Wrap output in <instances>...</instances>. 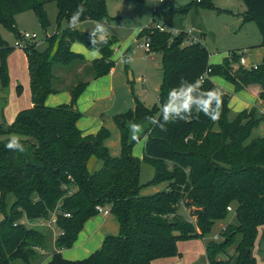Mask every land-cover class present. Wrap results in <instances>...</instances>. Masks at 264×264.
Listing matches in <instances>:
<instances>
[{
    "label": "trees",
    "instance_id": "16d2710c",
    "mask_svg": "<svg viewBox=\"0 0 264 264\" xmlns=\"http://www.w3.org/2000/svg\"><path fill=\"white\" fill-rule=\"evenodd\" d=\"M48 1L56 4L58 21H65L66 28L48 38L44 51L35 43L25 45L32 107L20 111L11 124H0V264L36 260L39 254L35 248L44 250L46 239L24 221L47 220L51 214L60 233L49 264H152L179 257L178 242L203 240L216 222L227 218V208L232 206L236 224L220 232L222 241L206 244L207 263L231 264L234 259V264H255L252 249L259 228L264 227V137L250 138L254 129L264 125V115L252 108L231 116L230 95L220 92L210 78L223 77L236 90L260 85L264 103V61L256 69L240 68L232 73L231 65L240 61L238 55L211 65L203 43L187 44L186 32L173 37L157 29L142 30L139 37L146 35L150 51L161 54L162 83L151 109L135 98L133 110L113 117L121 133V153L113 157L105 146L110 137L107 129L83 136L77 127L81 114L76 104L88 82L74 78L75 82L65 86L54 74L55 66L89 64L82 55L71 52L73 43L100 53L101 57L90 63L93 80L108 75L115 66L111 58L114 40L105 39L101 46L87 44V35L75 28L85 22L110 21L106 0H0V25L16 32L15 17L26 11L34 12L39 24L46 25ZM241 1L246 8L243 24L254 22L264 45V0ZM191 5L219 10L212 0H196ZM78 10L82 12L70 26ZM3 44L0 41V49ZM11 50L1 51L3 86L8 84L6 57ZM63 87L71 102L46 106V98ZM189 87L190 110L168 113L165 120V106L173 99L169 93L176 89L179 106L183 103L179 93ZM213 91L221 101L217 120L203 111L205 104L210 112L215 108L209 96ZM17 94H21L20 86ZM130 125L143 127L147 135L142 161L131 156L134 141L129 137ZM12 137L17 138L18 147L8 149ZM93 157L102 166L90 172L88 161ZM142 163L154 170L152 180L144 186L139 183ZM161 184H166L165 189L141 195L144 188ZM10 199L14 201L8 206ZM97 207L108 209L115 217L119 233L105 237L100 249L86 259H64L61 251L74 246L84 224L99 214ZM181 207L194 222L178 215ZM235 239L233 256L220 259Z\"/></svg>",
    "mask_w": 264,
    "mask_h": 264
},
{
    "label": "crops",
    "instance_id": "0c3cea01",
    "mask_svg": "<svg viewBox=\"0 0 264 264\" xmlns=\"http://www.w3.org/2000/svg\"><path fill=\"white\" fill-rule=\"evenodd\" d=\"M245 11L246 10H244L242 14H240L241 20L242 15ZM98 23L102 25L104 29L113 28L109 26V21L85 22L75 25V28L84 33H87L88 35H92V33L95 32ZM107 29L106 32L96 33L94 36L96 37L95 40L98 42H103L105 39H112L115 41V43L111 47L113 51L111 58L115 62V66L112 68L108 75L103 76L97 80H91L86 90L77 100V109L81 114V118L77 122V127L82 132L83 136L95 135L101 128L107 129L110 133V137L105 141V146L109 149L111 156L118 157L121 153V133L114 123L113 117L118 114H124L123 112H125L126 109H128V111L133 110L135 106V98L142 102L145 107L146 101L145 98L137 97L133 94V88L136 79L134 78L133 72L125 64L123 65V60H121L120 58L125 48L128 47L131 40L134 38V35L137 34L138 31L135 29L134 32L130 35V39H127L126 42L122 43L120 42V39L110 37L112 36V34H110ZM114 29L117 31V29L119 28L115 27ZM101 36H103V39L100 38ZM138 37H136L137 40L139 39ZM252 41L253 42H249L248 46L242 49L240 54L239 52H233L230 54L227 53L224 55L212 56L210 50L207 49L209 51V63L211 65H220L225 59L230 60L232 55H238L244 59V67L241 66V64L238 62L239 64L234 63L232 65L233 68L238 70L240 68L247 71L251 70L252 67L260 65L264 61V45H262V37L260 33L258 39L254 38V40ZM201 42L203 43L202 40ZM203 45L205 46L204 43ZM45 49L46 48H43L40 51H44ZM71 52L82 55L88 63H91L92 61L101 57L100 53L97 50L89 49L81 43H73L71 45ZM12 54H15L13 62L11 61V59L7 60L9 76L11 79V96H7L9 102L6 105L5 110L3 111L8 124H11L14 121L16 115L20 111L32 107L29 86L30 78L28 73L26 54L21 49H17ZM142 59L145 63V67L144 75L138 78V80H141L139 83L141 85L145 84L146 90L145 88L142 89L145 95L149 92L155 93V95L153 96L157 99L159 90H157V88L155 87V92H152L148 86V82H146L151 64L152 62H154V54L146 51L145 54L143 53ZM87 65L88 64L76 65L72 71L75 74L82 75L85 72V67H87ZM210 80L220 92L230 95L231 98L228 107L231 111L232 116L245 110H251L252 108H256L259 113L264 115V103L260 99V94L263 89L260 85L251 84L243 87L241 90H236L235 85L226 81L223 77L213 76L210 78ZM73 81L74 78H67L64 81V84L68 86L72 84ZM19 84L21 87L20 95L17 94V87ZM70 102V94L68 92H65L55 95H49L45 100V105L48 107H57L61 105H67ZM134 128L136 130V133L132 136V139L130 137L131 134H129L130 140L134 141V144L131 148V156L142 161L145 154L147 135L145 134V132H143V127L138 128L135 126L133 127V125L129 126V130L131 129L134 131ZM139 130H141V132ZM257 137H264L263 124H260L256 129L252 131L250 140ZM90 162L92 168L90 172L99 170L102 166V163L94 157L88 161V166H90ZM142 164L139 174V183L140 185L144 186L152 180L154 176V170L148 165ZM165 186L166 184H161L159 186H150V188L147 187L148 189L144 188L143 190H141V195H153L165 189ZM52 215L53 214H51L49 219H52ZM233 218L235 219L234 212H229V220L224 225H222L221 228H219V236L220 232L225 229L227 225H235V223H233ZM2 219H0V221ZM24 222L26 223V221ZM41 223L44 224V221H42ZM262 229H264V227L259 228L260 235L258 236L254 249H252L253 258L256 259L257 262L259 261L260 264H264V230ZM118 233L119 225L112 214H98L95 217L89 219L84 224L83 230L78 234L74 246L71 249L61 251V255L64 259L70 261L86 259L100 249L105 237L110 235L114 236ZM57 237L58 235H54L51 239V252L40 250L37 248L39 256L30 264H49L51 255L55 251V241ZM210 241H217L216 234L213 236V238L210 239H207L205 237L203 240H189L184 242L189 244L187 246L185 245L187 247L186 250L181 247V244L183 242H178L177 249L180 254L179 257L158 259L153 261L152 264H192L198 262L202 257H206V244ZM200 242H202V244ZM190 250H192V253L187 256L186 252H190ZM182 253L185 254L183 258ZM256 256H259L260 258H257ZM13 263L14 262H12V264ZM205 264H208L207 258ZM231 264H234V259Z\"/></svg>",
    "mask_w": 264,
    "mask_h": 264
},
{
    "label": "rangeland",
    "instance_id": "374dc122",
    "mask_svg": "<svg viewBox=\"0 0 264 264\" xmlns=\"http://www.w3.org/2000/svg\"><path fill=\"white\" fill-rule=\"evenodd\" d=\"M194 1L196 0H164L163 2H158L157 0H106L107 16L109 19H112L109 21V26L113 27L112 29H106L110 32V34H112V36L110 37L120 39V42L122 43L126 42L127 39H130L129 37L135 29L140 32L142 30H154L156 29V26H159L162 27L166 33H170L173 37L175 33L190 31L191 35L194 38L199 41H203L206 49L210 50L212 56L224 55L227 53L230 54L233 52H239L240 54L242 49L248 46L249 42H253L252 40H254V38L258 39L259 32L254 22L242 24L240 14H242V12L246 10V8L241 0H212L215 8L221 11L202 9L201 7H197L195 5L189 6ZM44 11L47 20L46 25H40L36 14L32 11H26L16 15V32H12L0 25V41L4 43L3 47L0 49V66L2 50L6 52L7 50L12 49V52L7 54L6 64L8 59H11V61L13 62L15 54L12 53L17 50V48L15 47V43L20 40V38L16 35L17 33L20 35L23 33L36 35L37 38L34 43L38 50H42L43 48H47L48 38H50L54 34H60L65 30L67 24L63 20L58 21V10L54 2H46ZM115 27H118L119 29H117L116 31L114 29ZM138 32L134 35V38L131 40L128 47L125 48L124 52L126 53L123 52L120 58L121 60H123V65L125 64L133 72L134 78L136 79L133 88V94L137 97L145 98L146 107L151 109L157 103L156 97L153 96L155 95V93L149 92L145 95L142 89L145 88L146 90V86L145 84L141 85L139 83L141 80H138L139 77H142L144 75L145 63L142 59V56L143 53L145 54L146 52L145 49L139 47V44L144 42V37L146 35L140 36L137 40L136 37H138L140 34ZM85 34L87 35V37H92L93 39L96 38L94 35H88L87 33ZM27 43H30V41L22 42L23 45H26ZM151 53L154 54V62H152L151 64L146 82H148L150 90L152 92H155L154 88L156 87L157 90H159L162 83V60L160 53ZM239 63L237 62L235 64ZM90 65L91 64L89 63L87 67H85V72L79 76L73 73L72 67L64 68L61 66L54 67V74H58L63 79V81H61L62 83L67 78H75L76 82H88L89 85L91 80H93V71L89 69ZM232 65L230 68L232 73H235L234 71L237 72L238 69H234ZM6 67L8 84L6 86H3L2 80L0 78V94L6 96V98L0 97V124H8L3 111L5 110L6 105L9 102L7 96H11V79L9 76L8 65H6ZM18 86H20V84ZM65 92L68 91L63 87L62 91L57 94ZM127 111L128 109H126L125 112ZM217 130L218 128L216 127L214 131ZM139 131L141 132V130ZM135 133V128L134 131L130 129L131 139L132 136L135 135ZM89 165L90 166H88V169L89 171H91V162ZM13 201L14 200L10 199L7 203L8 206H10ZM234 208L235 206H232L233 210L231 212H234ZM178 215L186 221H193L184 207H181V209L178 211ZM53 218H55L54 215H52V219ZM0 219H2L1 209ZM52 219L25 220V224L29 228H32L46 236L47 242L44 250L48 252H51L52 250V237L54 235H59V230L55 226H50V222ZM228 220L229 215L225 220L216 222L212 227L210 234H208L206 238H213V236L216 234V240L218 242L222 241L221 237L218 234V231L219 228H221V226L224 225ZM42 221H44V224L41 223ZM233 223L236 224L234 218ZM259 235L260 234L258 233L255 244ZM181 242H183L181 244V247L186 250V246L189 244L184 243L186 241ZM237 242L238 239H235L233 244L227 247V252L225 253V255L219 256L220 259L227 260L228 257L231 258L233 256L232 254H234V249ZM200 243L202 244V242ZM190 253H192V250H190V252H186V255L188 256ZM184 255L185 254L182 253V258ZM256 257L260 258L259 256ZM205 262L206 257H202L200 261L192 264H205ZM13 264L23 263L20 261H14ZM255 264L260 263L255 259Z\"/></svg>",
    "mask_w": 264,
    "mask_h": 264
},
{
    "label": "clouds",
    "instance_id": "9594fccd",
    "mask_svg": "<svg viewBox=\"0 0 264 264\" xmlns=\"http://www.w3.org/2000/svg\"><path fill=\"white\" fill-rule=\"evenodd\" d=\"M81 12H82V10H78L76 15L72 17L71 22H70V26L76 23ZM104 32H105L104 27L98 23L97 27L95 29V32H93L92 35H95L96 33H104ZM100 38L103 39V36H101ZM191 92H192V88L189 87L186 90H183L179 93V97L183 99V103L179 106H177V104H176V99L178 98V94H177L176 89L172 90L169 93L170 97H172L173 99H172L171 103H169L168 105L165 106V120L168 119V115H167L168 113L179 112L181 110L187 112L190 110V107L193 103V100L191 97ZM209 96L211 97V100L215 101V108L210 112L207 104H205L203 106V111L205 112V114L207 116L210 117V119L217 120L219 118V108H220L221 101H220L219 95L214 91L210 92ZM16 147H18L17 138L12 137L10 142L7 143L6 148L14 149Z\"/></svg>",
    "mask_w": 264,
    "mask_h": 264
},
{
    "label": "built area",
    "instance_id": "2783aa9c",
    "mask_svg": "<svg viewBox=\"0 0 264 264\" xmlns=\"http://www.w3.org/2000/svg\"><path fill=\"white\" fill-rule=\"evenodd\" d=\"M157 1H158V2H163L164 0H157ZM156 29H157L159 32H165V31L163 30L162 27L156 26ZM186 33H187V36H188V39H187V42H186L187 44L201 42V41L197 40L196 38H194V37L191 35V32H190V31H188V32H186ZM178 34H179V33H175L174 36H177ZM36 38H37V36L34 35V34H33V35H29V34H27V33H23V34L20 35V40H19L18 42L15 43V47H16L17 49H21V50H23L24 47H25V45L22 44L23 41H30V43H34V41H36ZM139 47H142V48L145 49L147 52H151V51H150L149 39H148L146 36L144 37V42L141 43V44H139ZM239 62H240V64H241V66L244 67V64H245L244 59H243V58H240V61H239ZM256 68H257V66L252 67V69H256ZM209 72H210V71L207 70V72H206V74H205L206 77H207V75H208ZM202 79H203V78H202ZM202 79H201V80H202ZM96 209H97V211L99 212V214H102V215H106V214L109 213V210H108V209H104V208H101V207H97ZM227 210L230 212V211H232V208L229 207V208H227ZM65 216H66V217H69L68 214L65 215ZM54 224H55V218H53V219L51 220V222H50V226H53ZM35 249H37V248H35Z\"/></svg>",
    "mask_w": 264,
    "mask_h": 264
},
{
    "label": "water",
    "instance_id": "95a60500",
    "mask_svg": "<svg viewBox=\"0 0 264 264\" xmlns=\"http://www.w3.org/2000/svg\"><path fill=\"white\" fill-rule=\"evenodd\" d=\"M18 36H20V34H18ZM85 41H86L87 44H95L96 46H101V42L96 41L92 37H87ZM237 78L240 79V80H243V76H241V75H237ZM0 97L1 98H6L5 95H1V94H0ZM227 144H229V140L227 141Z\"/></svg>",
    "mask_w": 264,
    "mask_h": 264
}]
</instances>
